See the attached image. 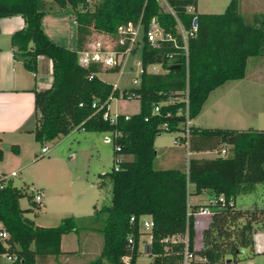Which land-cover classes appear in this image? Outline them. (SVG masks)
Returning <instances> with one entry per match:
<instances>
[{"label": "trees", "instance_id": "obj_1", "mask_svg": "<svg viewBox=\"0 0 264 264\" xmlns=\"http://www.w3.org/2000/svg\"><path fill=\"white\" fill-rule=\"evenodd\" d=\"M49 1L74 21L73 48L52 41L43 31L40 20L50 9L48 0H0V16L22 17V25L10 33L9 41L26 69H35L38 54L50 61V84L33 89V138L42 143L73 128L110 132L114 164L103 173L110 181V199L108 204L93 205V219L99 223L93 229L100 233L101 243L86 264H123L126 255L133 264L140 252V235L145 233L139 229L142 215H148L152 222L147 232L149 243L144 247L151 256L148 264H181L184 245L195 255L191 264H216L227 259L228 264H236L251 256L252 233L264 228V202L238 207L234 199L254 190L257 183L264 187V129L206 127L191 122L183 138L179 131L183 121L184 67L182 62L178 67L166 65L165 53L174 49L169 42L150 48L142 37L143 64L160 61L167 69L142 73L137 86L118 90L97 75L88 76L97 67L93 63L79 64L77 53L90 28L113 33L118 24L137 19L146 28L155 16L165 30L174 31L172 14L156 0ZM167 1L184 27H189L195 18V32L188 38L187 65L188 114L193 118L211 89L244 75L247 57L264 55V12L244 16L238 11V0H228L219 12L197 11V0ZM188 5L191 11H187ZM116 69L114 65L110 70ZM118 93L123 98H137L138 107L132 113L117 112L109 121L102 113L108 112L109 99ZM155 105L157 110L153 109ZM161 130L178 131L174 142L182 144L186 140L183 146L188 151L219 150L221 144H227V153L188 157L160 166L153 140ZM1 156L0 148V159ZM1 175L4 173H0V229L6 236L0 238V253L9 256L10 264H41L46 258L59 263L60 236L78 231L77 218L65 214L53 225L36 224L24 215L37 206L32 192L26 193L13 185L10 177ZM188 184H192L191 189ZM202 190L214 196L221 194L222 199L205 204L187 202L188 194ZM23 195L30 204L26 208L18 204ZM201 206L208 207L209 219L201 230L200 246L194 248L193 214Z\"/></svg>", "mask_w": 264, "mask_h": 264}, {"label": "rangeland", "instance_id": "obj_2", "mask_svg": "<svg viewBox=\"0 0 264 264\" xmlns=\"http://www.w3.org/2000/svg\"><path fill=\"white\" fill-rule=\"evenodd\" d=\"M227 2L228 0H197L196 10L219 12ZM48 3L50 9L43 15L44 26L48 31L57 34L58 38H62L61 42L66 44L65 46L73 48L75 23L54 2L48 0ZM237 8L244 16L252 12H264V0H238ZM138 56L139 51L129 54L117 71L98 72L97 76L102 80L115 83L118 90L130 86L132 85L130 78L135 68L133 61L137 60ZM131 63L132 68H128ZM158 71H163V68H159ZM244 74L242 78L225 80L223 84L211 89L191 122L197 126L209 127H264V55L247 57ZM137 107V98H123L119 93L113 95L107 103L110 114L132 113L137 110ZM177 133L178 131L175 130H161L155 136L156 161L160 166H167L159 163L160 149H166L172 145ZM29 139L33 141L32 135ZM44 143L49 145V149L36 158L31 147L21 149L19 154L21 166L12 176V184L22 187L26 193L42 187L45 212H42L38 206H32V209L25 212V215L30 218L39 215L35 218L39 225H53L58 221L59 216L65 214H73L77 217L79 232L77 236L73 233L65 236L64 244L71 240L73 246L79 249L78 256L68 259L67 264H86L97 254L101 243L100 233L93 229L99 223L93 219V210L88 200L95 202V207H98L108 204L110 199V181L107 175L103 174L114 164L110 132L73 128L66 135L42 143L36 142L35 152L39 151L40 145ZM10 145L7 139L0 141V148L5 157L0 164L1 170H8L12 166V162L6 155L7 152L12 151ZM225 147L227 151L228 145ZM212 154L210 152L207 155ZM184 156L185 154L182 155V159ZM90 183H93V186ZM234 201L238 207L249 206L253 201L261 205L264 202V187L257 183L254 190L237 195ZM18 204L21 208L30 206L26 195L18 199ZM92 235L97 237V243L91 242ZM81 239L86 241V244ZM145 241L143 235L139 241L140 252L133 264H148L151 256L144 250ZM9 261L4 253H0V264H8ZM49 264L56 263L50 260Z\"/></svg>", "mask_w": 264, "mask_h": 264}, {"label": "crops", "instance_id": "obj_3", "mask_svg": "<svg viewBox=\"0 0 264 264\" xmlns=\"http://www.w3.org/2000/svg\"><path fill=\"white\" fill-rule=\"evenodd\" d=\"M43 15L41 16L40 24L45 34L52 41L65 46L66 44L61 42L62 38H58L57 34H54L53 32H50L46 29L43 23ZM22 23H23L22 17L18 14L0 16V141H2L3 139H7V141L10 144H14L13 149H11L12 151L6 153L9 160L12 162L11 163L12 166L8 170L0 169V172L4 173L5 175H9L8 177H10L11 179L12 176L16 174V170H19L21 166L19 163V156H20L19 154L21 153V149L23 147L24 148L31 147L33 149L32 153L34 155V158H36L37 156L38 151L35 152V148H34L35 143L37 141L33 138V135L30 131V129L33 127L35 122V109L33 105V89L47 87L51 82V65L48 58H46L42 54H38L36 67L33 71H31L26 69L22 64L21 58L19 56L14 55L13 53V49L9 41V35L14 29L19 28L22 25ZM74 38H75V33H74ZM221 84H223V82ZM210 127H214V126H210ZM219 127L240 128L234 126H219ZM255 128H260V127H255ZM75 129H79V128H75ZM261 129H264V127H261ZM30 135H32V140H33L32 142L29 139ZM153 146L157 153V149L155 148L154 145V140H153ZM225 146H227V144H221L220 149L221 148L226 149ZM219 150L207 149V150H199V151H188L182 144H177L176 142L173 141L172 145H170L168 148L160 149L159 163H162V165H167V166L179 163L182 161L183 154H185V156L183 157L185 159L188 157H197V158L213 157L215 155H218L217 153ZM210 152H212L213 154L207 155ZM3 160H5L4 152H2L0 164L3 162ZM90 184L91 186H93V183ZM88 186L90 185L88 184ZM191 188H192V184H188V189ZM38 189L41 191V200L39 203L35 202V204L39 207V209L42 212H45V202H43L42 200V194H43L42 187H38ZM213 197L214 195L212 192H209L207 190H202L199 193L188 194L187 202L205 204L209 202ZM91 201L92 200L90 201L88 200V202L91 203V208L93 210V205H95V202H91ZM193 215H194L193 247L198 248L201 244V230L206 225L209 219V213L195 212ZM38 216L39 215H35L32 218L35 223H36L35 218H37ZM81 216H86V215H81ZM60 217L61 216H59V218ZM148 217H149L148 215H142L140 217V220ZM77 232L79 231H69L61 234L59 240V248L62 251V253L59 254L60 256L58 257L59 263L63 262L67 264L68 259L71 260L72 258H74V256H78L79 249L73 246L70 239L69 242L67 241V243L64 244L65 236H67L69 233H73L75 234L74 236H77ZM143 235L145 236L146 239L147 235L145 233L141 234L140 238ZM84 236L87 235L84 234ZM92 236L93 238L91 239V242L97 243V237L94 235ZM81 241L84 244H86V241H84L83 239H81ZM252 246L254 251L253 254L251 256L242 258L240 261L236 262V264H261L263 262L264 256L262 252L264 251V228L257 229L252 233ZM50 260L51 258H46L44 261H41V264H49ZM54 263L57 264V262ZM8 264H10V261Z\"/></svg>", "mask_w": 264, "mask_h": 264}, {"label": "built area", "instance_id": "obj_4", "mask_svg": "<svg viewBox=\"0 0 264 264\" xmlns=\"http://www.w3.org/2000/svg\"><path fill=\"white\" fill-rule=\"evenodd\" d=\"M90 2L91 0H85ZM159 5L170 12L174 18V31L165 30L161 25L157 23L156 17L152 16L146 28H143L140 19H137L135 22L126 21L125 23H120L116 26L113 33L106 32L104 30H98L95 28H90V32L87 34L84 46L77 53V61L81 65H88L93 63L97 67L96 71H90L88 73L89 77L97 75L98 72H111V68L114 65H117V71L120 68L121 63L129 54H133L136 51H139V56L137 60L133 61L135 66L134 71L131 75L130 81L132 85L127 87L137 86L140 82V76L142 73H157L159 68H163V71L167 68L160 61H149L143 64L141 59V39L144 37L150 48H160L165 43H170L174 49L172 51L166 52V65L170 66L171 64L177 63L178 66L182 62L184 67V76H185V87L183 89V94L181 99L183 100V108L181 110L183 114V121L181 122V130L179 131L180 135L183 138H186L188 135L189 125L191 123V118L188 114V93H187V65H188V38L193 36L196 23L193 22L194 17L192 18L191 25L189 27H184L181 20L176 16L171 6L167 0H156ZM187 11L192 10V6L188 5L186 7ZM128 68H132V63L128 65ZM162 72V71H161ZM112 88H117L115 83H111ZM174 97H169V100H173ZM95 106L93 102L91 104ZM154 110H157V105L153 107ZM103 117H107L109 121L114 120V114H110L107 111L102 113ZM166 126V124H163ZM186 140L182 143L185 146ZM49 149L47 143L41 144L37 156L42 155ZM218 155H225V148H221ZM13 174V173H11ZM4 178L9 175H1ZM33 200L36 203H39L41 200V191L36 189L32 192ZM222 196H214L209 202L215 200H221ZM196 212H208L209 209L207 206H201L197 209ZM195 213V212H194ZM130 219L132 217L130 216ZM151 219L143 218L139 220V229L145 231L147 235L144 245L146 246L149 243V233H147L151 227ZM6 236V232L3 229H0V238ZM130 241V238H128ZM9 258V256L6 255ZM195 257L184 245L182 254H181V264H191V260ZM10 259V258H9ZM123 264H129L127 255L124 256ZM216 264H228V262L216 263Z\"/></svg>", "mask_w": 264, "mask_h": 264}, {"label": "water", "instance_id": "obj_5", "mask_svg": "<svg viewBox=\"0 0 264 264\" xmlns=\"http://www.w3.org/2000/svg\"><path fill=\"white\" fill-rule=\"evenodd\" d=\"M195 21V19H193V22ZM170 67H178V64L175 63V64H171ZM228 261V259L226 260V262Z\"/></svg>", "mask_w": 264, "mask_h": 264}]
</instances>
